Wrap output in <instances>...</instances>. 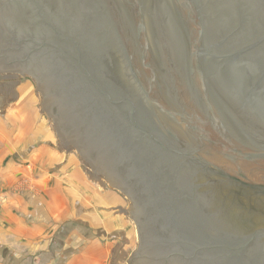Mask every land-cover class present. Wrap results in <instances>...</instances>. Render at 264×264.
<instances>
[{
  "label": "water",
  "instance_id": "1",
  "mask_svg": "<svg viewBox=\"0 0 264 264\" xmlns=\"http://www.w3.org/2000/svg\"><path fill=\"white\" fill-rule=\"evenodd\" d=\"M16 71L133 202L132 264H264V0H0Z\"/></svg>",
  "mask_w": 264,
  "mask_h": 264
},
{
  "label": "crops",
  "instance_id": "2",
  "mask_svg": "<svg viewBox=\"0 0 264 264\" xmlns=\"http://www.w3.org/2000/svg\"><path fill=\"white\" fill-rule=\"evenodd\" d=\"M38 103L31 82L0 80V264H132L119 192L57 144Z\"/></svg>",
  "mask_w": 264,
  "mask_h": 264
},
{
  "label": "rangeland",
  "instance_id": "3",
  "mask_svg": "<svg viewBox=\"0 0 264 264\" xmlns=\"http://www.w3.org/2000/svg\"><path fill=\"white\" fill-rule=\"evenodd\" d=\"M5 76H0V80L3 79ZM6 78L8 79H14V78H19V81L22 82H31L32 84L35 85V89H36V93H37V99H38V105H39V113L41 114V117L43 119L46 120L48 126L50 129H53L55 131L56 134V141L57 144L64 146V142L58 137L57 133H56V125L52 122L50 116L44 111V107H43V101H42V95L41 93L38 91V83L36 81V79L32 76V74L29 73H21L16 71V77L15 76H6ZM5 80V79H4ZM67 148H69L71 151H74L77 154V148L75 147H71L69 145H67ZM80 159H81V165H83V168H85V171L89 173L90 177L93 178L98 184H102L104 187L109 188V189H114L116 191L119 192L120 197H121V202H124L126 209H128V213H127V217L130 219L131 217V221L133 224V228L136 227V222L134 217H132V210H133V202L131 200H129L126 195L121 191V189L119 190L118 187H113V183L111 179L105 178L104 175L100 172V171H95L86 161H85V156H83L82 154H79ZM25 186H19V191L22 190V188ZM135 224V226H134ZM138 245H139V240L138 242H135L134 245V249L138 250Z\"/></svg>",
  "mask_w": 264,
  "mask_h": 264
}]
</instances>
